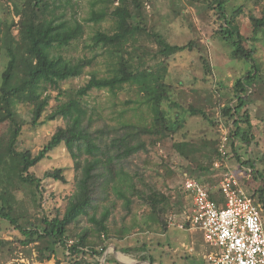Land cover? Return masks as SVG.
<instances>
[{
	"label": "trees",
	"instance_id": "1",
	"mask_svg": "<svg viewBox=\"0 0 264 264\" xmlns=\"http://www.w3.org/2000/svg\"><path fill=\"white\" fill-rule=\"evenodd\" d=\"M230 1L202 0L213 13L212 35L222 38L230 46L235 58L253 63L251 69L236 78L230 87L232 96L225 103H219L222 116L228 124L227 142L234 156L239 162L255 168L254 160L242 159L237 143L249 146L256 139L251 104L252 88L259 80L260 69L254 62L257 49L246 44V37L238 22L239 16L245 11V3L230 10ZM60 6L58 0H0V125H11L7 145L0 157V186L7 184L14 192H22L24 201L29 202L25 199L29 198V204L35 209L34 213L28 211L15 216L13 206L3 198L0 200V219L8 221L11 227L19 230L21 237L17 241L24 246H34L40 262L54 258L53 264H100L107 242L112 240L116 251L126 257L151 264H166L163 258L157 259L146 242L134 246L119 245L111 236L109 210L101 218L91 217L95 229L84 228L72 237L69 227L89 214L101 186L106 188L110 182H117L120 175L116 170L117 161L128 159L146 148L145 141L141 140L143 135L149 136L153 144L171 139L175 150L188 161L185 166L188 175L204 184L213 185L219 182L214 178L221 171V167L215 166L220 158V138H201L199 148L194 140H176L175 135L187 119L182 118L177 110L170 111L176 103L171 94L173 86L161 77L155 80V84L141 91L144 100L142 104L147 105L151 120L145 125L124 124L125 133L114 137L109 147L103 146L99 142L102 137L92 132L86 123L89 108L85 97L95 89H105L116 96L125 84L135 80L140 82L137 76L141 72L142 63L139 60L142 51L141 47H136L135 34L149 30L146 7L142 0H107L104 8L92 10L88 21L98 23L107 16L114 20V30L97 31L90 45L102 47L109 53L112 69L105 76L93 72L85 84L74 88L63 87L62 83L83 75L86 68L93 64L94 58L75 60L62 54L66 47L84 37L86 25L80 20L65 18L63 13L56 14ZM252 20L256 38L264 37V10L260 15L253 16ZM150 35L158 39V53L167 59L176 52L192 50L196 46L193 40L185 45H171L159 35ZM129 46L136 53L135 60L128 56L132 52ZM204 62L207 66L206 74H209L211 68L208 67L207 59ZM52 100L55 101L54 105H51ZM188 107L191 116L200 115L217 123L204 108H196L191 104ZM59 118H63L66 125L54 130L37 152L18 149L25 127L37 129ZM61 144L66 145L80 172L77 191L69 197L64 210L54 207L46 212L44 178L53 177L63 182H67V179L62 168L48 171L43 177L35 174L32 169ZM111 149L116 151L112 153ZM83 153L88 156L82 162ZM10 168L13 175L7 173ZM255 170L264 181V175ZM103 177L105 180L102 182ZM129 181L125 176L119 178L120 184H128ZM129 184L136 189L133 182ZM185 192V189L178 187L177 195L172 198L155 185L150 186L148 192L141 191V197L150 209V221L147 223L149 229L164 233L169 229L172 214L180 218L184 216L187 209ZM250 196L264 207V187L255 189ZM211 197L220 205L225 204V197L219 187L212 189ZM130 231L131 227L121 231L119 239H123ZM94 234L96 238H93ZM5 242L0 241V244ZM159 246L164 245L159 242ZM103 264L123 263L115 258L113 252H109Z\"/></svg>",
	"mask_w": 264,
	"mask_h": 264
},
{
	"label": "rangeland",
	"instance_id": "2",
	"mask_svg": "<svg viewBox=\"0 0 264 264\" xmlns=\"http://www.w3.org/2000/svg\"><path fill=\"white\" fill-rule=\"evenodd\" d=\"M20 1V0H18ZM145 4L148 15V31H141L135 34L136 47L142 51L140 62L142 63L138 80L124 85V88L115 96L110 91L102 89L93 90L85 97L89 108L86 123L90 130L102 137V145L108 146L114 137L125 133L123 127L126 123L145 125L151 120V113L145 103L141 91L150 87L158 78H164L172 84V99L176 102L174 109L180 112L182 118L187 122L175 135L176 140H194L197 148L201 145V138H220V145L224 135H228V124H226L219 102L225 103L231 96L232 87L236 78L250 70L253 63H248L235 58L232 55L230 46L219 37L213 36V13L206 8L202 0H142ZM60 8L56 14H64L69 20H80L86 25V34L83 38L66 47L62 54L71 59L94 58L92 65L88 66L85 73L79 77L71 78L62 83L63 87L78 88L85 84L93 72L101 76L111 73V58L108 52L102 47H91L92 39L97 31L112 32L114 20L107 16L96 23L88 21L93 9L101 10L107 5V0H58ZM245 3V11L239 16L238 22L246 37V44L255 46V63L260 69L259 80L252 88L253 103L251 110L255 124L256 139L248 146L237 143L238 153L243 160L251 158L256 162L253 171L250 165L243 164L234 156L232 148L226 143L228 155L222 160L221 171L215 176L214 185L207 183L212 189H217L226 173H232L238 180L240 186L247 194H253L255 189L264 187V181L260 178L257 169L264 175V37L258 39L253 32L252 17L260 15L264 10V0H231L228 8H233ZM117 4V3H116ZM159 35L163 41L171 45H185L191 40L196 42L194 49H186L171 55L168 59L160 55V45L157 38L150 34ZM132 48L129 46V50ZM134 50L128 55L135 60ZM157 55V56H156ZM204 59L208 61L211 72L206 74ZM166 64V65H165ZM147 68V69H145ZM1 72V68H0ZM146 84L143 85L142 83ZM55 101L52 100L51 105ZM189 104L196 108H204L210 118L217 123L200 115L191 116L188 111ZM168 107V106H167ZM66 125L63 118L49 121L37 128H24L20 136L18 149L32 150L37 152L49 139L51 133L59 126ZM11 133L10 124L0 125V157L7 145ZM146 148L132 155L128 159L117 161L116 170L120 173L117 182H110L108 187L101 186L97 192L94 207L89 209V214L82 216L78 223L69 227L72 237L77 236L84 228H94L95 223L91 217L101 218L106 210L110 211L108 225L111 229L112 238L122 246H134L146 242L150 245L157 259L163 258L166 264H186L183 257L190 252L184 247L189 244V237L196 238L199 243L202 239L201 230L197 228L185 229L177 226H170L164 233H157L149 229L148 222L150 209L141 197V191H149L150 186H157L158 189L174 198L177 195V188L184 189V181L188 175L185 166L188 161L182 157L173 147L171 139L153 144L149 136H142ZM109 147V146H108ZM116 150L111 149L114 153ZM88 156L83 153L82 162ZM62 168L67 182L57 180L53 177H46L43 180L44 188V211L49 212L54 207L65 209L69 197L77 191V180L80 172L77 171L75 160L65 144H61L53 150L49 156L44 158L32 171L43 177L48 171ZM171 169V170H170ZM174 174L171 175V171ZM13 175L11 168L7 172ZM120 176H125L130 183L136 185L133 189L129 184H120ZM105 177L102 178V182ZM218 183V184H217ZM7 185V184H6ZM0 186V200H8L13 206V215L19 216L35 212L29 198L24 201L22 192H14L10 185ZM11 191V192H10ZM3 197H2V196ZM130 200V204H129ZM187 209L183 217L175 215L178 222H186L187 215L192 209L191 198L185 192ZM262 217L264 218V207ZM29 209V210H28ZM174 215V214H172ZM264 221V219H263ZM151 223V222H150ZM131 231L119 239V234L126 228ZM4 236H11L12 243L21 252L15 261L19 264H36L37 253L32 254V245L24 246L19 241L21 237L19 230L11 227L6 220L0 219V239ZM96 238V235H93ZM159 242L164 246L160 247ZM105 253L115 252V245L112 240L107 242ZM13 246V245H12ZM191 247V246H190ZM15 252V250H13ZM166 251L168 254H166ZM36 252V251H35ZM104 253V254H105ZM116 255L120 260L129 264H151L148 261L133 260L120 252ZM32 257V258H31ZM62 258V255H59ZM117 258V257H116Z\"/></svg>",
	"mask_w": 264,
	"mask_h": 264
},
{
	"label": "built area",
	"instance_id": "3",
	"mask_svg": "<svg viewBox=\"0 0 264 264\" xmlns=\"http://www.w3.org/2000/svg\"><path fill=\"white\" fill-rule=\"evenodd\" d=\"M227 137V134L223 136L219 146L220 158L216 167L221 166L228 155ZM219 188L225 197L223 206L211 197L208 185L187 176L184 189L192 197V209L187 222H177L176 216L172 215L169 225L186 228L188 224L201 230L206 243L221 249L211 258L213 264H264L261 205L244 191L230 172L226 173ZM106 255L100 259V264L105 262Z\"/></svg>",
	"mask_w": 264,
	"mask_h": 264
},
{
	"label": "crops",
	"instance_id": "4",
	"mask_svg": "<svg viewBox=\"0 0 264 264\" xmlns=\"http://www.w3.org/2000/svg\"><path fill=\"white\" fill-rule=\"evenodd\" d=\"M249 169L253 170L254 168H249ZM211 191H212V188H211ZM187 194L191 198V202H192L191 195L188 192H187ZM261 211L263 212V210H261ZM176 221H177V217H176ZM188 226L189 225L187 224V227ZM189 228H194V227L190 226ZM182 229H185V228H182ZM201 235H202V239H201V241L199 243L197 242L196 238H193V237L190 236L189 237V239H190L189 244H186L184 246L186 249L188 247L190 252L195 251V253H193V254L187 253L186 256L183 257L184 259H186V264H213L211 258L215 254L221 252V249L219 247H215V246H212V245L206 243V241L204 240L202 232H201ZM0 241H6L5 243L0 244V264H19L18 262L15 261V259H16L17 256H19V254L21 252L20 251L16 252L18 249H16V247H15L16 245L14 246V244L12 243V241H13L12 237L11 236L10 237L9 236H4L3 238L0 239ZM13 248H14L15 252L13 251ZM33 251H34V255H36L34 247H32V254H33ZM117 252L118 251H115L113 253L115 258L117 257L116 259L118 261H120L121 263H123V264H129L127 262H124L123 260H120L119 257L116 255ZM15 254H16V257H15ZM53 263H55V259L54 258L51 259V260L45 261V262H40L36 258V264H53Z\"/></svg>",
	"mask_w": 264,
	"mask_h": 264
},
{
	"label": "water",
	"instance_id": "5",
	"mask_svg": "<svg viewBox=\"0 0 264 264\" xmlns=\"http://www.w3.org/2000/svg\"><path fill=\"white\" fill-rule=\"evenodd\" d=\"M107 253H105V255H106Z\"/></svg>",
	"mask_w": 264,
	"mask_h": 264
}]
</instances>
